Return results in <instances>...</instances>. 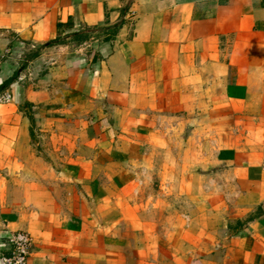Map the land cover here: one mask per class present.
Returning a JSON list of instances; mask_svg holds the SVG:
<instances>
[{
	"label": "crops",
	"instance_id": "1",
	"mask_svg": "<svg viewBox=\"0 0 264 264\" xmlns=\"http://www.w3.org/2000/svg\"><path fill=\"white\" fill-rule=\"evenodd\" d=\"M0 54V264H264V0H0Z\"/></svg>",
	"mask_w": 264,
	"mask_h": 264
},
{
	"label": "rangeland",
	"instance_id": "2",
	"mask_svg": "<svg viewBox=\"0 0 264 264\" xmlns=\"http://www.w3.org/2000/svg\"><path fill=\"white\" fill-rule=\"evenodd\" d=\"M205 125L206 123L201 122H187L178 131L174 130L173 146L175 151L174 159L176 158L177 160H179L183 156V153L186 152V158L192 161L191 169L193 173L195 174L197 173V171H203L205 173V176H209L208 180L207 177H205V179L209 181L214 174L217 173L218 175V173H220L222 169L219 165H212L213 163H211V161L214 151L223 142L225 136H222L224 134L226 135V130H223L222 128H220L219 130H214L205 127ZM214 136H217V138L220 136V141H215ZM198 158L199 160H197ZM220 180L221 179L218 176L216 179L218 185H221ZM202 181L197 179L195 175L192 176L190 192L195 193L197 191L198 184ZM158 186L157 189L162 191L160 194H158V197H160L159 199L164 203V206L166 208L165 213L166 215H168L169 212H174L172 208L179 206L181 199L174 196L172 192H167L165 186L163 188H159Z\"/></svg>",
	"mask_w": 264,
	"mask_h": 264
},
{
	"label": "built area",
	"instance_id": "3",
	"mask_svg": "<svg viewBox=\"0 0 264 264\" xmlns=\"http://www.w3.org/2000/svg\"><path fill=\"white\" fill-rule=\"evenodd\" d=\"M2 55L0 54V64ZM11 100L10 93L0 91V102ZM9 255L5 256L6 264H28V257L32 247V239L25 231L14 232L7 241Z\"/></svg>",
	"mask_w": 264,
	"mask_h": 264
},
{
	"label": "trees",
	"instance_id": "4",
	"mask_svg": "<svg viewBox=\"0 0 264 264\" xmlns=\"http://www.w3.org/2000/svg\"><path fill=\"white\" fill-rule=\"evenodd\" d=\"M114 28L116 29L117 28V26H114ZM115 29H114V31L113 32H115ZM74 35H77V33H75ZM55 42H57V39H54V40H50V41H48L47 42V44L49 45V44H52V43H55ZM11 79L12 78H10L9 80H7L6 82H4L3 83V85H2V87H0V89H3V88H5V86H7L10 82H11Z\"/></svg>",
	"mask_w": 264,
	"mask_h": 264
}]
</instances>
